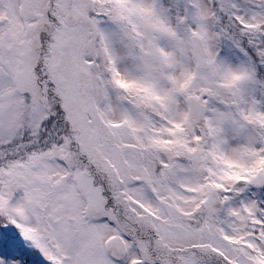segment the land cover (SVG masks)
I'll list each match as a JSON object with an SVG mask.
<instances>
[{
  "label": "snow or ice",
  "instance_id": "6c2138e0",
  "mask_svg": "<svg viewBox=\"0 0 264 264\" xmlns=\"http://www.w3.org/2000/svg\"><path fill=\"white\" fill-rule=\"evenodd\" d=\"M0 264H264V0H0Z\"/></svg>",
  "mask_w": 264,
  "mask_h": 264
}]
</instances>
